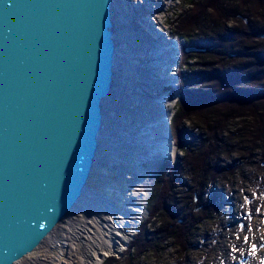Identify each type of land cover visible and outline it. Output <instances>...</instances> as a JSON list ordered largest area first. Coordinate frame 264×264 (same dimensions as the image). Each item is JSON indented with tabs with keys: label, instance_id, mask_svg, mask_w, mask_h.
Masks as SVG:
<instances>
[{
	"label": "water",
	"instance_id": "1",
	"mask_svg": "<svg viewBox=\"0 0 264 264\" xmlns=\"http://www.w3.org/2000/svg\"><path fill=\"white\" fill-rule=\"evenodd\" d=\"M141 8L134 38L154 46L163 39ZM117 9V0H0V264L39 249L90 186L125 50ZM137 91L150 94L140 79Z\"/></svg>",
	"mask_w": 264,
	"mask_h": 264
},
{
	"label": "trees",
	"instance_id": "2",
	"mask_svg": "<svg viewBox=\"0 0 264 264\" xmlns=\"http://www.w3.org/2000/svg\"><path fill=\"white\" fill-rule=\"evenodd\" d=\"M184 5L175 28L186 41L187 73L178 84L180 96L171 120L184 157L168 174L159 176L150 201L153 229H142L140 240L145 243L138 247L139 255L159 248L166 239L187 243L189 248L202 222L195 219V211L204 207V220L213 211L220 212V197L212 189L226 179L225 170L232 173L259 156L264 159V0H186ZM188 47L200 50L188 53ZM186 121L191 130L179 126ZM238 122L241 126L230 133ZM232 150L242 164L221 166L219 156ZM183 176L190 180L188 195L178 191ZM104 264L121 261L111 258ZM176 264H183L182 259Z\"/></svg>",
	"mask_w": 264,
	"mask_h": 264
},
{
	"label": "bare ground",
	"instance_id": "3",
	"mask_svg": "<svg viewBox=\"0 0 264 264\" xmlns=\"http://www.w3.org/2000/svg\"><path fill=\"white\" fill-rule=\"evenodd\" d=\"M146 1L155 13L162 6L159 0H117L116 35L125 50L117 90L107 100V130L90 186L59 232L18 264H104L107 257L122 254L149 211L154 177L165 160L178 155L174 137L169 140L164 128L175 107L164 90L177 79L179 42L172 40L167 27L161 28L158 14L147 17L163 40L154 46L137 42L131 23ZM139 53L150 57L152 67L139 59ZM137 79L154 90L147 88L149 95L138 92Z\"/></svg>",
	"mask_w": 264,
	"mask_h": 264
},
{
	"label": "rangeland",
	"instance_id": "4",
	"mask_svg": "<svg viewBox=\"0 0 264 264\" xmlns=\"http://www.w3.org/2000/svg\"><path fill=\"white\" fill-rule=\"evenodd\" d=\"M158 2L160 3L161 0ZM185 2L186 0H172L171 3L169 1L170 5H168L166 16L162 15L163 25H161V28L166 30L167 27L171 33L170 37L179 42V53H177V56H179L181 64L177 79L173 82L174 85L167 86L164 90L165 92H170L172 102H174V94L176 92L180 94L175 85L178 87L181 77L187 73L185 68L186 57L183 51L186 41L184 37H179L176 34L175 28L180 14L186 9ZM161 4L162 6L164 5L163 2ZM157 13L160 15L159 11ZM232 25L233 23H229L230 27ZM119 26L124 27V25ZM187 52L192 53L194 51ZM194 62L195 60H192L189 64L193 65ZM147 88L151 91L154 90L150 86ZM136 94L138 95V92ZM177 101L176 104L174 103L175 108L177 107ZM173 117L171 116L172 120ZM179 126L191 130V124L188 121L179 124ZM240 126V122L232 124L230 133H233ZM194 133L198 134L197 131H194ZM237 141L238 137H235L234 143ZM177 150L179 151V148ZM183 157L184 153L181 151L175 160H165L153 179L152 191L148 197L149 211L138 224L131 242L122 254H113L107 257L105 261L116 258L121 261V264H176L177 260L182 259L183 264H264V159L259 156V159L254 163L242 164L238 159L236 150H232L229 154L222 153L219 156L222 163L221 166L228 164L233 166L237 162L242 164V166L232 173L225 170V173L227 172L226 179L217 181L213 186L212 190L220 197L221 203L218 205L220 212L216 213L213 211V215L209 219L204 220V217H202L203 210H205L204 207L200 206L201 208L199 207L195 211V219H201L200 221L202 222L197 227L196 233L193 234L190 247L188 248L187 243L182 245L180 242L175 243L171 239H166L162 241L159 248L148 250L146 253L142 252L140 255L137 254L139 252L138 247L145 243V241L141 242L140 240L142 229H150L149 231L153 229V225L150 226V221L155 220V218L152 219L150 214V211H153L150 201L158 190L159 176L168 174L169 170L175 167L176 163ZM189 188L190 180L188 177L183 176L178 186V191L182 195L184 193L188 195ZM201 202L203 204V201ZM185 203L186 200L179 206L180 211ZM189 208L190 206L186 209L189 210ZM198 211L200 214H198ZM173 221L176 224H180V220L175 221L174 219ZM24 262L27 263L28 260Z\"/></svg>",
	"mask_w": 264,
	"mask_h": 264
},
{
	"label": "built area",
	"instance_id": "5",
	"mask_svg": "<svg viewBox=\"0 0 264 264\" xmlns=\"http://www.w3.org/2000/svg\"><path fill=\"white\" fill-rule=\"evenodd\" d=\"M165 1L167 2L166 6H161L160 8H158V9H159V10H158V11H159V14H160L161 16H162V15L166 16V14H167L166 11H167L168 8H169L168 5H170V3L172 2V0H168V1L165 0ZM169 1H170V3H169ZM134 2H135V1H134ZM161 2H162V0H161ZM145 3H147L148 7L151 9V7L149 6L148 1H146ZM145 3H144V4H145ZM168 3H169V4H168ZM154 11H155V8H153V10H150L149 13H148L147 15L150 16L151 14H153L152 16H154L155 14H158L157 12L155 13ZM152 12H154V13H152ZM150 13H151V14H150Z\"/></svg>",
	"mask_w": 264,
	"mask_h": 264
}]
</instances>
